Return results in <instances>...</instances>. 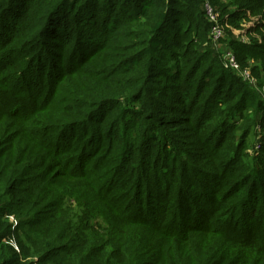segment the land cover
<instances>
[{
  "label": "trees",
  "instance_id": "trees-1",
  "mask_svg": "<svg viewBox=\"0 0 264 264\" xmlns=\"http://www.w3.org/2000/svg\"><path fill=\"white\" fill-rule=\"evenodd\" d=\"M203 4L0 0V264H264V41L228 42L252 88Z\"/></svg>",
  "mask_w": 264,
  "mask_h": 264
},
{
  "label": "rangeland",
  "instance_id": "rangeland-1",
  "mask_svg": "<svg viewBox=\"0 0 264 264\" xmlns=\"http://www.w3.org/2000/svg\"><path fill=\"white\" fill-rule=\"evenodd\" d=\"M104 2L105 1H101L98 7L99 8L102 7ZM217 4L220 7L219 8L218 6H216L218 11L220 12L219 24L224 31V39H222L218 43H213L211 41L210 50L213 52V56L217 57L219 62L221 61L220 64L225 69L232 71V69L228 67L227 61L225 59L228 52L230 53L232 52L228 42L230 41L232 42L233 40H235V41H239L245 44L259 43L261 45L262 42L264 41V10L259 13L253 12L249 8H246V9L243 8L242 10H240L239 7L235 4L234 0H219V3ZM239 13H240V17L237 19V22L233 23L232 22L233 14L238 15ZM209 37H210V34H209ZM249 65L251 68L255 67L253 62H250ZM258 66L260 67V70H262L261 80H264V67H262L263 64L260 63L258 64ZM172 70L173 69L167 70L171 74V76L174 74ZM234 72L236 71L233 70L232 73ZM235 74L239 76L237 73ZM257 84L258 82L256 81V85ZM258 85L260 86V84ZM251 87L253 88L252 85ZM261 89L262 88L260 89L254 88L253 91L254 93L262 94L263 91H261ZM174 99L176 101V104L177 103L179 104V101H178L179 96H175ZM144 108L146 110L147 107H143L141 111H143ZM166 115L168 116L169 113L166 112ZM249 142H250V146L248 148V151H246V153L248 152V154L250 155V159L252 160L250 162L257 163L259 156L261 155L260 153L261 147L264 144V130H261L260 127L258 126L256 131L254 132V135L250 138ZM190 150L193 152H196L193 149H190ZM64 206H65V210L69 212V218L67 219V221L74 225V223L70 220V217L73 213L77 212V210L81 209V207L79 206V201L72 199V198H67L65 199ZM10 221H11V224L17 225V221L14 218H11ZM75 222H78L77 218H75ZM101 225L105 228V225L103 224L102 220L100 218H95L93 221L90 222L89 227L91 226L95 228L98 232H100L102 229L100 227ZM31 227L32 226H27L26 227L27 229L25 230H29L31 233H33ZM89 234H90V238L92 241L94 239V237L91 235L92 231H90ZM7 243L16 247V244L13 238L7 241Z\"/></svg>",
  "mask_w": 264,
  "mask_h": 264
},
{
  "label": "built area",
  "instance_id": "built-area-1",
  "mask_svg": "<svg viewBox=\"0 0 264 264\" xmlns=\"http://www.w3.org/2000/svg\"><path fill=\"white\" fill-rule=\"evenodd\" d=\"M203 1L205 16L208 22L211 24L210 39L213 43H218L222 39H224V31L219 24L220 12L216 9L214 5L209 2V0ZM225 59L227 61L228 67H230L232 71L235 70V73H237L242 79H244L245 82L247 81L250 86H256V80L253 77L251 71L249 69L243 70L241 68V65L237 61V58L233 51L231 53L228 52Z\"/></svg>",
  "mask_w": 264,
  "mask_h": 264
}]
</instances>
